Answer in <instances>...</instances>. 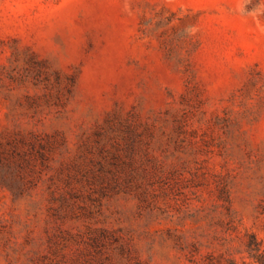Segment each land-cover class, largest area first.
<instances>
[{"label": "rangeland", "instance_id": "374dc122", "mask_svg": "<svg viewBox=\"0 0 264 264\" xmlns=\"http://www.w3.org/2000/svg\"><path fill=\"white\" fill-rule=\"evenodd\" d=\"M0 264H264V0H0Z\"/></svg>", "mask_w": 264, "mask_h": 264}]
</instances>
